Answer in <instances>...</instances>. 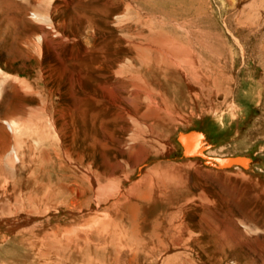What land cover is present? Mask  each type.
<instances>
[{"label":"rangeland","instance_id":"rangeland-1","mask_svg":"<svg viewBox=\"0 0 264 264\" xmlns=\"http://www.w3.org/2000/svg\"><path fill=\"white\" fill-rule=\"evenodd\" d=\"M125 1L0 0V145L10 144L0 156V264L110 255L74 253L72 234L105 222L106 193L72 187L55 154L65 162L92 156L100 178L122 174L117 153L130 100L114 56L167 36L201 68L222 51L226 78L217 87L210 80L195 105L190 74L178 72L155 99L172 116L145 113L159 138L128 160L132 183L139 202L174 215V245L155 264H264V0ZM7 122L16 124L15 139ZM195 134L200 147L186 155ZM10 149L22 161L16 168ZM128 239L146 252L163 240Z\"/></svg>","mask_w":264,"mask_h":264},{"label":"bare ground","instance_id":"bare-ground-1","mask_svg":"<svg viewBox=\"0 0 264 264\" xmlns=\"http://www.w3.org/2000/svg\"><path fill=\"white\" fill-rule=\"evenodd\" d=\"M128 8L129 7L127 6V9ZM122 18L123 15H117L115 17V20L116 22H119ZM262 48L260 49H262V52H264V46ZM190 50L191 49L185 50L180 48L176 39L168 36L163 38H156L154 40H151L148 44H142L140 46L130 45L129 47L127 46L125 48L117 49V53L114 56V59L116 61L115 64L121 65L114 70V74L117 76V78H120V84L122 85L123 91L130 100V103L127 104V112L130 117L131 123L130 128L127 127L126 129H124L123 136H121L122 138L119 140V153H117V157L121 158L123 161V165L120 166L118 164V167H120L123 171L122 174L119 176L117 175L118 177L115 180L100 178L96 174V171H93L95 168L93 169L94 163L92 156H81L75 162L67 158L68 162H65L62 160L60 153L56 152L55 154L60 160L58 164L60 170L64 172V175L67 179L72 181V187L74 186L80 191L79 188L83 185V182L87 183L90 186V189L92 188L96 190L97 193H106L104 197L100 196L102 198L103 204H105L104 208H102V211L105 212L102 215L105 218V222L94 223V225L97 224L96 227L94 225L93 226L95 228L91 226L92 229L88 232L82 231L84 233L81 234L80 231L78 232L80 234L77 233L78 235L72 234L73 238L71 239H74L75 244L71 241V239L70 241L71 244H74L72 245V247H74L77 251L74 253L80 254L84 248H88L91 249L92 252L99 253H103L104 251L105 253H107L106 251L110 250L111 253L106 258L92 253V255H88L87 258H83L81 255V257L78 258L79 260H77L76 256H74L75 259L67 258L64 261L61 259L59 261L57 260L58 262L52 261L51 264H146L147 258V264H155V261L158 260V256H163L164 252H167L170 247H173V234L171 233L170 223L173 221L174 215L170 211H158L139 202V197L136 195L135 183H132V178L135 175L136 170L133 168H129L128 160L132 158L133 152L140 147H144V149L145 147L149 149L155 147L159 136L154 130H152L151 127L147 126V123L145 122V113L153 111L151 114L156 113L157 117L162 116L163 112L166 111V106L162 107L163 105L161 106V101L158 102L155 99L156 97H158L157 100L159 99L158 91L163 87L164 84L171 83L174 79H176V74H178V72H181L183 74H190V80L187 83L191 98L195 105L199 103L202 104L204 102L202 99V95L204 96V94L206 93L210 80H213V83H215V87H217V84L219 86L221 85L219 81L226 78V66H224L225 64L224 62H222L223 59L221 58L222 51L216 50L218 51L217 54L220 55L219 58H214L212 61L204 65L202 69L195 57L196 55L194 56V53H192V51L189 52ZM124 66L126 67V70L122 69V67ZM219 77H221V79H219ZM168 114V112H165L163 115H165L166 117H170L167 116ZM6 124L8 131L13 134V138L15 139L14 136L17 132L16 124L14 122H7ZM22 126H24V124ZM43 134H45V132ZM201 139L202 136L199 134H195L194 136L190 137L188 143L185 144V147L187 149H185L186 155L193 153L198 149V147H200ZM46 140L49 141V139H45V141ZM57 144H61V142ZM9 145H0V156L2 153L8 150ZM12 147L14 149V146ZM27 147H25V149ZM56 149L58 148L56 147ZM16 150L18 151V149ZM12 152V149H10L8 153L6 152V158H8L7 160H9V164L16 168L15 166H19L22 161H19V157L17 158V156H15L14 154L11 155ZM65 156L67 157L66 154ZM45 159L50 160L51 157L49 155H46ZM27 161L29 160L27 159ZM221 163L224 162L222 161ZM81 168L83 172L81 171L82 173L79 174V170H81ZM29 169L31 170V168ZM111 172H113V170ZM81 192L82 194H87L85 190ZM94 203H96V206L100 205V201L96 200ZM135 236H147L154 239H161L162 237L163 240H161L160 244L153 250H151L150 252H146L145 248L143 249V247L140 246L141 244L139 240V243L137 242V240L135 243L128 242V238H135ZM68 243L70 244V242ZM69 244L66 243V246H68ZM69 247L70 246H68V248ZM142 249L144 250V253L139 254Z\"/></svg>","mask_w":264,"mask_h":264}]
</instances>
